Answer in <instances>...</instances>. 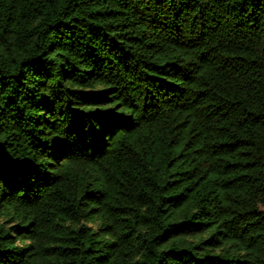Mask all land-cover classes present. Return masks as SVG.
Masks as SVG:
<instances>
[{"label": "trees", "instance_id": "trees-1", "mask_svg": "<svg viewBox=\"0 0 264 264\" xmlns=\"http://www.w3.org/2000/svg\"><path fill=\"white\" fill-rule=\"evenodd\" d=\"M0 264H264V0H0Z\"/></svg>", "mask_w": 264, "mask_h": 264}]
</instances>
